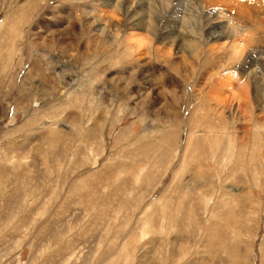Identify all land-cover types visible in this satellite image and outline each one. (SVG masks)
<instances>
[{
    "label": "rangeland",
    "instance_id": "rangeland-1",
    "mask_svg": "<svg viewBox=\"0 0 264 264\" xmlns=\"http://www.w3.org/2000/svg\"><path fill=\"white\" fill-rule=\"evenodd\" d=\"M233 1L242 56L190 0L155 30L139 0H0V264H264V0Z\"/></svg>",
    "mask_w": 264,
    "mask_h": 264
},
{
    "label": "bare ground",
    "instance_id": "bare-ground-1",
    "mask_svg": "<svg viewBox=\"0 0 264 264\" xmlns=\"http://www.w3.org/2000/svg\"><path fill=\"white\" fill-rule=\"evenodd\" d=\"M153 1L154 0H139L137 7L135 9H133L132 12H128V7H127V10L126 9L124 10V12L127 14V16H130L129 19H131L133 21V22L131 21V23L133 24V27L139 28V27H142V25H143V27L145 28L146 24H144V23L147 22L146 18L150 17L149 18L150 22H148L149 25H147L146 28H148V30L151 28L152 29L154 28V30L156 29V27L158 26L157 23L159 21V13L157 12L158 10L153 7V3H152ZM222 1L223 0H190V2L193 5H196V6L199 5V7L201 6L200 8L202 11L208 10L209 8L213 9V10L211 9L212 10L211 11L212 13H210L211 15L207 16L206 18L204 17V19H203L202 30L204 32L205 37H207L211 41L221 42L224 44L228 43V45L231 46L230 48H233V49L238 51L237 55L241 54V56H242V53H245L246 51L249 50V49L247 50L248 46H254V44H257V38H259L260 37L259 35H261V34L256 29L253 30L249 26L251 21H250V23L245 24L244 21H246V20H244V18H243V14H242V10H241L242 8L240 9L241 5H239L238 3H237L238 5L235 4V7H237V8L234 9V11H235L234 14H228V8H230V6L228 7L227 3L225 4V2L232 3L233 0H225L224 3H222ZM235 1H237V0H235ZM233 5H234V1H233ZM128 13H129V15H128ZM167 15H169V14H167ZM184 21H188V20L185 19ZM247 21H249V20H247ZM253 21H256V20L253 19ZM152 22L154 23V26L151 25ZM259 23H261V22H259ZM159 24H162V22H159ZM186 24H187V22L185 23V25ZM185 25H184V23H182V24L173 23V26L166 32V35L163 33L165 35L164 40L172 41V43H174L175 48L177 50H179L180 52H189L188 54L192 53V55H194L195 52L198 53V50L195 48L194 50L188 51V49H187V48H189V47H187L188 44L184 45V42L186 40H189V38L191 39V37H192L191 31H189L188 27L187 26L185 27ZM259 27H261V26H259ZM239 44H240V46H239ZM212 49L213 48H209L208 51H205V52L212 53L213 52ZM218 51H220V50H218ZM241 59H242V57H241ZM239 60L240 59H237V61H239ZM245 60H247L248 63H252L253 65H255V67L258 69H260L262 67V58L259 55L251 53L248 56H246Z\"/></svg>",
    "mask_w": 264,
    "mask_h": 264
}]
</instances>
